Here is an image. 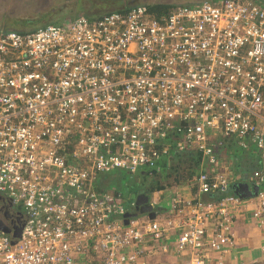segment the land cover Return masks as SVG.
<instances>
[{"label": "built area", "instance_id": "obj_1", "mask_svg": "<svg viewBox=\"0 0 264 264\" xmlns=\"http://www.w3.org/2000/svg\"><path fill=\"white\" fill-rule=\"evenodd\" d=\"M235 148H255L261 168L242 172ZM186 153L203 169L162 190L155 219L125 224V197L97 190L102 175ZM246 175L257 194H231ZM247 214L264 225L261 0L0 34V221L23 226L18 239L0 229V264H147L156 250L222 264Z\"/></svg>", "mask_w": 264, "mask_h": 264}, {"label": "trees", "instance_id": "obj_2", "mask_svg": "<svg viewBox=\"0 0 264 264\" xmlns=\"http://www.w3.org/2000/svg\"><path fill=\"white\" fill-rule=\"evenodd\" d=\"M84 2H86L84 4ZM104 3L103 5V9H101V11H96V9L93 10V8L96 5H99V3ZM201 3V2H200ZM199 3H193V2H186V3H180V4H169V3H143L142 6H146L148 8L149 13L157 18L160 19L164 16H167L173 9H175L176 7L179 6H192V5H196ZM73 5L74 9H71V12H75V14L73 15L72 19L78 18L79 16H77V12H81L82 10H86V12H84V15H80L83 16L85 18H88L89 20H96V19H100L105 15L111 14L113 12H120V13H126L128 11H130L131 9H133L134 7H138L141 5L135 4V5H129L127 0H73L72 2H68L66 4V6H64V4H61L58 8L54 9V11H61V10H65L67 7ZM108 6V9H106V7ZM53 11V12H54ZM51 12V11H50ZM47 13L48 14H50ZM82 13V12H81ZM70 16L72 15L71 13H69ZM46 15V16H47ZM66 16V15H65ZM20 17H16V16H10V17H5L0 21V34L2 33H7V32H19V33H31L34 32L40 28H44L47 26H51V25H58L63 23L65 20H62L58 23L56 22H48L46 24H40L39 20H35V19H29V18H20ZM232 152L229 153V158L231 160L235 159V162L237 164L238 168H241L242 172L249 174L250 172L254 171L255 169H250V167H246L244 165V162L241 161L242 158H244L246 155H248L249 153L246 152H241L239 149L235 148L233 150H231ZM188 160L191 163V166L187 167V171L189 173H187V176L190 177H194L196 176L202 169V157L199 156L198 154L195 153H186V154H176V156L169 161L168 163H163L162 164V169L160 172L158 171H153V173H151L152 171H141L135 175H132L130 173L127 172H112L109 174H105L102 175L101 177H99L98 180V184H97V190L101 193H121L128 204V208L130 211L135 212L136 210V201L138 195H140L141 193H145L146 195H150L152 192L154 191H159V190H163L166 187H171L173 184L167 185V186H158V187H154L151 188L149 190L143 191L141 193H137L136 191H131L127 188L124 187H116L111 185V182H114V178H118V177H123L124 181H130V180H134L136 178H140V179H147V178H155L158 176L163 177L164 174L165 175H171V173H174L175 170L180 171L179 167L173 165L172 163L175 161H178L179 159L183 160V159ZM237 159V160H236ZM258 169V168H256ZM169 171V172H168ZM184 171V169H183ZM177 174V173H176ZM185 176H179L178 180L176 181L175 185L180 181L181 178H184ZM246 179L244 180V184L248 183L250 180L247 179L248 176L246 175L245 177ZM123 183V182H122ZM230 193L231 194H236L235 193V185L230 189ZM238 195V194H237Z\"/></svg>", "mask_w": 264, "mask_h": 264}, {"label": "rangeland", "instance_id": "obj_3", "mask_svg": "<svg viewBox=\"0 0 264 264\" xmlns=\"http://www.w3.org/2000/svg\"><path fill=\"white\" fill-rule=\"evenodd\" d=\"M69 1L72 2L73 0H0V21L5 17H10V16L20 17L21 19L29 18V19L39 20L40 24L38 25L46 24L48 22L58 23L65 19L70 20L73 18V15L75 14V12H71L72 11L71 9H74L73 5L67 7L65 10H61V11L58 10L57 12L54 11V9L58 8L61 4H64V6H66V4ZM127 1L129 5H135V4L142 5L143 3H147V2L180 4L186 2L200 3L205 0H127ZM85 3L86 2H84V4ZM103 5L104 3L100 2L99 5H96L93 8V10L96 9V11H101V9H103ZM106 9H108V6L106 7ZM49 12L50 14L47 15V13ZM81 12L79 13L77 12V16L84 15L83 13L86 12V10H82ZM69 13H71L72 15L70 16ZM172 164L179 167L180 171L175 170L174 173H171V175L164 174L163 177L158 176L151 179L145 178L143 180L140 178H136L134 180H130V181L128 180L126 182L123 180L124 179L123 177L121 178L118 177V178H114V182H111L110 184L116 187H121V188L124 187L131 191L134 192L136 191L137 193H141L143 191L149 190L154 187H158L160 185L161 186H167L170 184L175 185L176 181H179L178 178L180 175L185 176L184 178H181V181L183 182L190 181L193 179L192 177L186 175L187 173H189L186 170L187 167L191 166V163L188 160H186L185 158L183 160L179 159L178 161H175ZM178 184L179 182L177 183V185ZM150 196L153 198L154 194L152 195L150 194Z\"/></svg>", "mask_w": 264, "mask_h": 264}, {"label": "crops", "instance_id": "obj_4", "mask_svg": "<svg viewBox=\"0 0 264 264\" xmlns=\"http://www.w3.org/2000/svg\"><path fill=\"white\" fill-rule=\"evenodd\" d=\"M241 161L250 169L261 168L262 166L255 148H252V151ZM172 186L177 187V184ZM176 187L172 188L171 191L174 192ZM152 194H154L153 198L149 195L150 203L154 204L155 211L165 209V205L157 203L161 196L164 195L166 198L172 196L162 190L154 191ZM235 241V245L224 257L222 264H264V225L258 226L255 222H252L249 219V214L242 215L235 227ZM187 259L188 257H182L175 253H163L156 250L149 255L147 264H181ZM218 259V255H213L208 264H220Z\"/></svg>", "mask_w": 264, "mask_h": 264}, {"label": "water", "instance_id": "obj_5", "mask_svg": "<svg viewBox=\"0 0 264 264\" xmlns=\"http://www.w3.org/2000/svg\"><path fill=\"white\" fill-rule=\"evenodd\" d=\"M261 1L264 3V0ZM258 190L259 187L257 185L253 187L252 191H250L247 184L235 185V193L245 198L256 195ZM135 210V212L128 213L125 216V224L129 223L130 218H135L140 215H147L150 219H155L156 217V211L153 204L150 203V197L145 193L138 195ZM0 229L7 234H12L14 239H18L22 236L23 226H14L13 228H10L0 221Z\"/></svg>", "mask_w": 264, "mask_h": 264}]
</instances>
